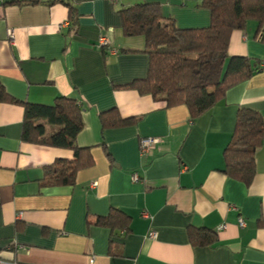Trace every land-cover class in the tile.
Here are the masks:
<instances>
[{
  "label": "crops",
  "instance_id": "1",
  "mask_svg": "<svg viewBox=\"0 0 264 264\" xmlns=\"http://www.w3.org/2000/svg\"><path fill=\"white\" fill-rule=\"evenodd\" d=\"M31 1H0V82L21 103L76 100L84 120L76 143L93 165L74 185H48L47 169L74 153L24 142V106L0 103V264H264V136L250 186L223 173L238 112L264 121L257 22L232 34L229 54L262 70L191 120L186 107L126 88L148 77L150 58L144 37L124 36L121 11L157 4L164 22L200 29L212 20L203 0ZM102 38L114 53L98 47ZM112 110L134 124L102 131L100 115ZM45 125L46 136L58 131ZM146 138L160 144L141 156ZM114 209L131 218L126 235L94 224ZM194 228L216 231L215 245L192 244Z\"/></svg>",
  "mask_w": 264,
  "mask_h": 264
},
{
  "label": "trees",
  "instance_id": "2",
  "mask_svg": "<svg viewBox=\"0 0 264 264\" xmlns=\"http://www.w3.org/2000/svg\"><path fill=\"white\" fill-rule=\"evenodd\" d=\"M29 5L31 0L7 1ZM203 8L211 12L207 28L179 29L172 21L164 22L157 4H138L121 11L125 37L142 36L150 58L148 77L128 85L140 95H150L167 109L186 107L195 120L218 105L231 88L243 83L262 70V62L244 56H230L232 34L245 31L250 21H256V38L264 41V0H203ZM73 14V13H72ZM74 22V17H71ZM0 103L22 104L25 108L24 142L69 150L74 160H58L49 167L44 182L50 186L74 185L79 171L93 165L88 150L77 146L84 129L83 110L74 99L57 98L52 105L21 103L12 98L0 82ZM102 131L134 124L115 110L100 115ZM45 123L59 130L46 136ZM264 121L261 114L241 109L235 130L225 148L223 173L250 186L257 173L256 154L262 147ZM97 226L112 232L128 233L131 218L114 209L98 217ZM259 225L264 227V220ZM216 231L194 228L190 239L194 245H215Z\"/></svg>",
  "mask_w": 264,
  "mask_h": 264
},
{
  "label": "built area",
  "instance_id": "3",
  "mask_svg": "<svg viewBox=\"0 0 264 264\" xmlns=\"http://www.w3.org/2000/svg\"><path fill=\"white\" fill-rule=\"evenodd\" d=\"M0 1L7 2V1H13V0H0ZM10 37H11V39H13V33L12 32H10ZM98 47H100L102 49L108 48V49H110L111 53L115 52L114 49H111L110 42L106 38L100 39ZM158 144H160V139H157V138H146V139L141 140V144H140L141 156L150 155L154 151V149L158 146ZM133 180L135 182H137L139 180L138 176L134 175ZM93 186H96V183L93 184ZM240 226L245 227V222L243 220H240ZM225 228H226L225 226H221L219 228V230H224ZM151 236L154 237L155 234L152 233Z\"/></svg>",
  "mask_w": 264,
  "mask_h": 264
},
{
  "label": "rangeland",
  "instance_id": "4",
  "mask_svg": "<svg viewBox=\"0 0 264 264\" xmlns=\"http://www.w3.org/2000/svg\"><path fill=\"white\" fill-rule=\"evenodd\" d=\"M53 128L57 131V130H59V128L58 127H55V126H53ZM55 133V132H54Z\"/></svg>",
  "mask_w": 264,
  "mask_h": 264
}]
</instances>
